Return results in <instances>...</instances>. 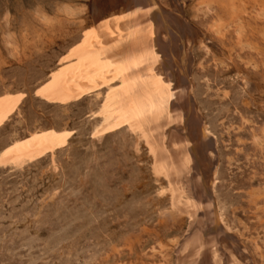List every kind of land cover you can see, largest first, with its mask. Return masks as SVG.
Segmentation results:
<instances>
[{"label": "rangeland", "instance_id": "374dc122", "mask_svg": "<svg viewBox=\"0 0 264 264\" xmlns=\"http://www.w3.org/2000/svg\"><path fill=\"white\" fill-rule=\"evenodd\" d=\"M139 1L83 0L85 22L70 24L43 11L33 19L34 0H0V97L11 103L0 151L40 130L64 133L53 158L0 165V264H176L190 208L152 170L148 143L125 130L92 133L101 95L66 105L37 95L87 29ZM154 3L185 24L167 23L165 38L179 39L171 69L185 74L209 134L222 252L231 264H264V0Z\"/></svg>", "mask_w": 264, "mask_h": 264}, {"label": "bare ground", "instance_id": "6f19581e", "mask_svg": "<svg viewBox=\"0 0 264 264\" xmlns=\"http://www.w3.org/2000/svg\"><path fill=\"white\" fill-rule=\"evenodd\" d=\"M157 8L154 0H140L134 12L107 17L87 29L56 73L40 86L38 96L66 105L82 95H101L91 116L92 133L101 138L125 130L146 141L152 170L190 208V228L178 244L176 264H231L222 252L227 236L211 196L215 173L205 145L209 134L186 95L185 74L171 69V55L179 57L174 49L181 53L179 39L170 36L168 43L165 38L167 23L178 29L185 24L174 11L161 9L157 15ZM10 104L0 97V123ZM29 135L4 145L1 166L53 158L64 139V133L47 129Z\"/></svg>", "mask_w": 264, "mask_h": 264}, {"label": "clouds", "instance_id": "9594fccd", "mask_svg": "<svg viewBox=\"0 0 264 264\" xmlns=\"http://www.w3.org/2000/svg\"><path fill=\"white\" fill-rule=\"evenodd\" d=\"M43 11L46 15H58L68 23H82L87 15V4L83 0H56L53 11L49 12L43 3L37 4L34 0L33 7L28 10V15L36 19L35 13Z\"/></svg>", "mask_w": 264, "mask_h": 264}, {"label": "snow or ice", "instance_id": "6c2138e0", "mask_svg": "<svg viewBox=\"0 0 264 264\" xmlns=\"http://www.w3.org/2000/svg\"><path fill=\"white\" fill-rule=\"evenodd\" d=\"M37 95H40V93H37Z\"/></svg>", "mask_w": 264, "mask_h": 264}]
</instances>
